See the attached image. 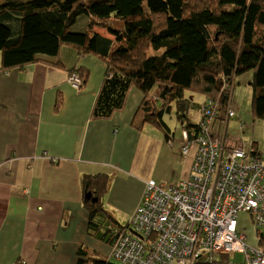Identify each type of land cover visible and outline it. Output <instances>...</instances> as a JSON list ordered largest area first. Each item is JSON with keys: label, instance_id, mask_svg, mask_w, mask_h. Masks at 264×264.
Wrapping results in <instances>:
<instances>
[{"label": "trees", "instance_id": "trees-1", "mask_svg": "<svg viewBox=\"0 0 264 264\" xmlns=\"http://www.w3.org/2000/svg\"><path fill=\"white\" fill-rule=\"evenodd\" d=\"M80 16L87 20L85 29L70 30ZM64 47L104 66L90 114L94 120L122 110L135 88L142 99L132 127L155 125L168 140L164 116L174 104L182 109L176 113L182 131L198 129L206 119L204 105L218 111L215 120L233 119H226L225 109L229 98L231 106L236 76L251 72L252 114L264 123V0H0V72L47 63ZM68 73L71 88L78 91L89 69L79 65ZM72 73L80 76L78 88L69 81ZM186 92L203 96L196 122L185 111ZM91 206L89 228L96 237L113 246L130 234L129 224L104 218L99 201ZM136 238L144 245L149 241L143 234ZM258 245L264 249V239ZM205 256L195 264L230 263L227 253ZM78 259L79 264H119L82 247Z\"/></svg>", "mask_w": 264, "mask_h": 264}, {"label": "crops", "instance_id": "crops-1", "mask_svg": "<svg viewBox=\"0 0 264 264\" xmlns=\"http://www.w3.org/2000/svg\"><path fill=\"white\" fill-rule=\"evenodd\" d=\"M79 65L89 75L75 91L68 70ZM103 72L95 57L65 47L47 63L0 72V264H79L81 247L108 257L112 245L89 228L91 205L129 224L146 180L177 179L189 168L194 149L181 155L183 134L181 145L162 132L168 144L151 146L143 137L151 125L132 127L137 89L110 118L90 117ZM220 124L226 136L228 123Z\"/></svg>", "mask_w": 264, "mask_h": 264}, {"label": "built area", "instance_id": "built-area-1", "mask_svg": "<svg viewBox=\"0 0 264 264\" xmlns=\"http://www.w3.org/2000/svg\"><path fill=\"white\" fill-rule=\"evenodd\" d=\"M69 81L78 88L80 76L72 73ZM208 106L202 107L206 119L198 129L182 132L181 155L194 149L187 171L177 179L144 182L130 234L120 236L110 252L119 264H195L210 253L236 251L244 254L238 264H264V249L245 243L236 220L239 211L248 212L264 239V156L246 152L233 137L214 135L209 125L219 115ZM225 115L234 117L230 98ZM138 234L149 239L146 245Z\"/></svg>", "mask_w": 264, "mask_h": 264}, {"label": "rangeland", "instance_id": "rangeland-1", "mask_svg": "<svg viewBox=\"0 0 264 264\" xmlns=\"http://www.w3.org/2000/svg\"><path fill=\"white\" fill-rule=\"evenodd\" d=\"M85 20V21H84ZM85 17H78L75 24H73L70 28L72 31L81 32L85 29L86 24ZM102 30V29H99ZM81 60V59H80ZM252 73L245 72L236 76L235 85L233 87L232 95H231V106L235 112V118L228 121H222V123H228L226 137H233L238 140L242 144V148L248 152L252 149V146L255 148H264V123L262 120L255 118L252 114V95L253 90L250 85V78ZM84 85V84H83ZM73 91V90H72ZM75 92V91H74ZM185 97L188 99V108L185 110L187 114L190 116L193 122H196L199 118L200 112L198 111L197 103H202L203 96L193 94L190 92H186ZM222 110V109H221ZM178 111H182V109L174 104L172 106L171 114H166L164 116V121L167 126L170 128L171 134L174 135L175 144L179 142L181 145L182 139V127L179 120L176 119V113ZM211 125H209V129L214 135H221L223 125L220 124L219 120L212 119ZM245 124V129L242 131L241 124ZM151 125V124H150ZM144 139L146 142L149 141V145L153 146L154 140L156 142L159 141V144H168L164 139V135L162 131L155 125L147 126L143 129ZM161 135V138H156V135ZM148 140V141H147ZM151 142V143H150ZM155 142V143H156ZM257 143V144H256ZM256 144L258 147H256ZM169 149V147H163V149ZM152 148L150 147V151ZM260 151V150H259ZM139 161H137V164ZM135 168V165L134 167ZM133 173L135 169H132ZM132 174V173H131ZM107 208V207H106ZM104 211L108 213V211L103 207ZM108 220L110 218L106 217ZM237 231L243 233L245 235V243L254 248H258V234L255 231V227L253 225L252 218L248 212L239 211L237 213ZM111 222V220H110ZM127 222L125 221L124 224ZM207 258L204 256V259ZM244 254L242 252L236 251L229 254V264H238L243 262ZM113 261V260H112Z\"/></svg>", "mask_w": 264, "mask_h": 264}, {"label": "water", "instance_id": "water-1", "mask_svg": "<svg viewBox=\"0 0 264 264\" xmlns=\"http://www.w3.org/2000/svg\"><path fill=\"white\" fill-rule=\"evenodd\" d=\"M86 196H87V198L89 199L91 195H90V193H88ZM91 200H93V201H97L95 198H93V199H91Z\"/></svg>", "mask_w": 264, "mask_h": 264}, {"label": "clouds", "instance_id": "clouds-1", "mask_svg": "<svg viewBox=\"0 0 264 264\" xmlns=\"http://www.w3.org/2000/svg\"><path fill=\"white\" fill-rule=\"evenodd\" d=\"M183 132V131H182Z\"/></svg>", "mask_w": 264, "mask_h": 264}]
</instances>
